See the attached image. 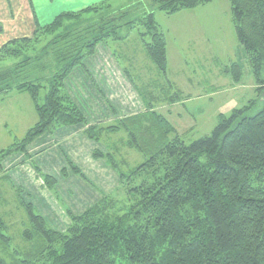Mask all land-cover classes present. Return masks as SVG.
Segmentation results:
<instances>
[{"label":"trees","instance_id":"trees-1","mask_svg":"<svg viewBox=\"0 0 264 264\" xmlns=\"http://www.w3.org/2000/svg\"><path fill=\"white\" fill-rule=\"evenodd\" d=\"M213 1L150 0L152 11L142 16L132 14L138 6L115 10L106 2L80 13H63L48 26H38L31 37L11 39L0 48V64L13 63L0 69V98L27 93L39 118L22 140L0 151V175L7 157L25 154L38 138L71 126L87 127V137L99 143L124 132L125 146L145 158L132 166L128 159L117 158L116 151H95L94 158L105 160L120 176L117 196H105L80 214L67 211L70 225L65 231L54 229L23 200L20 207L29 228L22 238L33 248L16 264H264V107L250 116L256 105L252 101L230 117L221 115L210 135L190 144L156 111L163 99L175 104L182 97L167 80L168 43L156 26L155 10L173 16ZM229 2L262 96L264 0ZM140 27L147 30L141 37L150 38L147 55L170 92L158 96L139 90L144 113L112 125L89 126L66 80L100 45L123 40L125 28ZM226 71L236 84L241 82L240 65ZM71 170L85 178L77 167ZM63 175L67 177L66 169ZM43 181L51 192L58 185L52 176H43ZM10 230L0 213V248L13 244ZM0 264L8 263L0 257Z\"/></svg>","mask_w":264,"mask_h":264},{"label":"rangeland","instance_id":"rangeland-1","mask_svg":"<svg viewBox=\"0 0 264 264\" xmlns=\"http://www.w3.org/2000/svg\"><path fill=\"white\" fill-rule=\"evenodd\" d=\"M126 1L141 4L138 10L141 14L145 13L151 3L150 0H120L114 6ZM209 6L184 10L173 16L155 10L156 26L165 34L168 43L167 80L172 83L173 92H178L184 100L183 103L170 106L163 99V102L157 105L156 111L172 124L187 144L210 135L218 125L221 115L230 117L233 111L242 109L252 101H256V105L250 116L264 107V94L261 96L257 91L258 85L248 55L235 31L230 2L215 0ZM141 31L147 32L145 27L124 29L122 34H130V37L125 43L111 41L109 47L119 51V55L120 52H125L126 57L121 63L132 72L141 71L144 81L155 83L157 87L154 88L155 94L165 95L163 91H166L168 95L169 84L157 71L145 49V43H149L150 38H141ZM235 63L242 67V79L239 84L233 80V74L229 75L226 71ZM12 64V61H7L0 64V69ZM38 120L34 104L27 93L23 95L13 93L7 101L0 102V151L22 140ZM110 139L108 143L102 142L103 152L116 151L117 158L128 159L132 166H138L145 161L143 155L125 146L126 133L112 135ZM116 147L118 149H115ZM114 174L118 179L115 186H110L113 181H106L108 189L105 191L103 189L100 191L98 187L95 189L100 199L96 203L105 196L115 194L117 196L120 176L116 172ZM64 180L69 179L65 177ZM8 181L0 176V213L11 227L8 234L14 238V242L9 248H0V257L8 264H16L24 262L25 253L32 250L33 246L27 245L22 238V233L29 228L27 213L20 207L24 199H19L24 195L21 191L22 186L16 188L12 180ZM88 185L91 187L92 184ZM74 193L76 194L75 191ZM25 201L27 204L31 202L30 198H26ZM75 201L72 205L77 207L76 210L84 211L86 206ZM52 210L57 213L56 208ZM62 214L64 218L61 217L58 221L51 220L53 223L51 225L56 230L65 231L70 222L65 213Z\"/></svg>","mask_w":264,"mask_h":264},{"label":"crops","instance_id":"crops-1","mask_svg":"<svg viewBox=\"0 0 264 264\" xmlns=\"http://www.w3.org/2000/svg\"><path fill=\"white\" fill-rule=\"evenodd\" d=\"M117 1L120 0H0V48L11 39L31 37L38 26H48L63 13H80L106 2H110L115 10L141 7V4L129 1L115 7ZM213 2L205 6L210 7ZM138 7L135 11L140 16L152 11L150 4L143 14L139 13ZM123 37L118 42L125 43L130 34ZM109 45H100L95 55L87 58L84 65L76 68L66 80L67 91L86 116L89 126L112 125L121 119L144 113L146 106L139 90L152 93L156 88L155 83L144 81L141 71L132 72L121 63L126 57L124 51L119 55V51L110 49ZM12 94L0 98V102L7 101ZM179 102L183 103L184 100ZM86 128H59L28 145L27 153H15L3 162L4 174L0 175L1 178L8 176L5 179L8 182L12 180L16 188L22 186L24 195L19 199L30 198V203L50 225H53L51 220L64 218L62 213L70 222L67 211L74 214L85 212L100 200L95 190L97 187L105 191L109 188L106 181L114 182L111 187L118 181L114 170L105 160L94 158L95 151L103 152V144L89 139ZM72 166L77 167L85 178L75 175ZM35 168L40 171L37 172ZM65 169L68 171L67 181L63 176ZM46 175L58 182L53 192L47 190L49 188L43 181ZM74 201L85 205V210L78 212L77 207L72 205ZM52 208H56L57 213Z\"/></svg>","mask_w":264,"mask_h":264}]
</instances>
